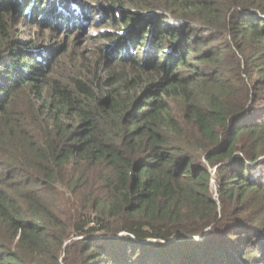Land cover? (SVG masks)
<instances>
[{"label": "trees", "instance_id": "1", "mask_svg": "<svg viewBox=\"0 0 264 264\" xmlns=\"http://www.w3.org/2000/svg\"><path fill=\"white\" fill-rule=\"evenodd\" d=\"M0 264H264V0H0Z\"/></svg>", "mask_w": 264, "mask_h": 264}, {"label": "rangeland", "instance_id": "2", "mask_svg": "<svg viewBox=\"0 0 264 264\" xmlns=\"http://www.w3.org/2000/svg\"><path fill=\"white\" fill-rule=\"evenodd\" d=\"M108 31H113V29L111 28H87L85 35L77 36V43H78V50L79 52H86V51H90V50H96L97 47L101 44L100 42L94 41L92 39H90V36H95V35H100L103 32H108ZM32 34L34 35L33 31ZM37 35V34H36ZM25 40L30 39V35L29 32L27 33V35H25L23 37ZM214 191H216V187L213 186Z\"/></svg>", "mask_w": 264, "mask_h": 264}]
</instances>
